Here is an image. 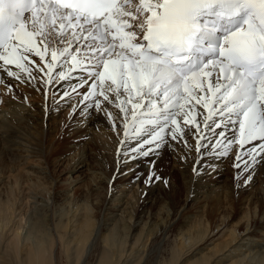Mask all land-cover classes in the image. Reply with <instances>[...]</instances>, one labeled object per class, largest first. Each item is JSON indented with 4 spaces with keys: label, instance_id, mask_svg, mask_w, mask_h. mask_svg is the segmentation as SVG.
<instances>
[{
    "label": "snow or ice",
    "instance_id": "6c2138e0",
    "mask_svg": "<svg viewBox=\"0 0 264 264\" xmlns=\"http://www.w3.org/2000/svg\"><path fill=\"white\" fill-rule=\"evenodd\" d=\"M32 55L50 56L45 83L56 68L59 80L85 73L80 86L91 83L84 99L103 98L89 107L111 119L101 105L115 103L125 114V142L135 139L139 147H129L142 156L153 144L228 156L234 145L260 141L236 160L260 156L264 163V0H0L4 71L19 79L8 67L14 65L31 76L25 62L34 63ZM200 115L215 143L201 134ZM158 179L150 170L144 183Z\"/></svg>",
    "mask_w": 264,
    "mask_h": 264
},
{
    "label": "bare ground",
    "instance_id": "6f19581e",
    "mask_svg": "<svg viewBox=\"0 0 264 264\" xmlns=\"http://www.w3.org/2000/svg\"><path fill=\"white\" fill-rule=\"evenodd\" d=\"M49 59L50 56H46L45 61H41L39 57L32 55L31 61L34 63L25 62L31 76L14 65H9L12 71L19 73V79L9 77L4 71L3 61H0V180L5 176L10 178L8 185L0 190V264H181L183 253L186 252V256H189L193 254V250L197 255L190 257L184 264H264V241L257 243L259 239L256 237L264 226V213L254 212L250 216L245 211L240 217V222L243 221L241 226H229L232 216L220 215L226 198L220 180L225 174L219 171L215 177H207L210 168H221L219 165L223 162V157L217 154L219 149L210 150L207 155L201 156L204 149L197 152L187 149L183 144L178 151L164 144L159 148L143 147L141 151H154L148 156L136 152L125 158L134 165V170L128 173L130 176L123 184L128 187L134 184L138 189L123 203L122 210L101 214L109 187L114 182L113 174L110 176L88 167V148L96 146L92 136L105 131L104 134L109 139L106 147L113 149L114 171L117 168L116 160L120 163L123 156L133 150L129 145H139L135 139L125 142V114L115 103L104 102L101 105L102 108L106 105L111 112L112 119H109L104 112L89 107L94 106L96 99L102 100V97H90L86 100L84 96L87 92L81 90L80 83L66 86L76 81L82 73L80 70H74L67 79L59 80L56 74L62 69L56 68L53 70L51 83H45L48 80V70L44 65ZM35 66L37 69H34ZM67 67L65 65L63 70H67ZM73 88L76 90L73 91ZM53 93L59 94L57 104L54 105L52 101L45 105L35 103L46 96L55 95ZM65 94L67 97L73 94L77 98L76 102L69 104V99L62 98ZM109 95L115 101L114 95ZM66 105L70 106L68 114L58 120L60 109H64ZM80 109L84 110L83 116L78 114ZM197 110L204 112L200 106H197ZM81 118L87 123L86 131L91 134L84 135L83 132L79 137L76 133L73 140L65 139L64 134L75 131L74 122ZM197 120L201 122V134L215 143L217 138L203 129V116H197ZM192 131L195 133L196 129L193 127ZM46 136H51L52 139L54 137L55 147L45 155L42 139ZM170 139V136H165V141ZM189 140L195 145L197 137L192 136ZM201 143L207 144L208 140ZM58 149L67 152L64 160L67 175L87 173L88 182L94 187L91 191L104 189L103 198L96 203L98 205L101 202L100 209L87 203L86 197L92 194L90 192L83 202L75 199L74 194L62 193L57 189L52 195L49 194L48 199L40 187L37 193L34 191L31 195L23 192L24 174L20 173V168L30 163L29 160L40 158L43 161L44 175L49 177L50 164L55 163ZM117 151L118 157H115ZM177 152L188 159H179ZM170 157L174 158V163L179 164V173L183 178L188 171L185 169L187 161L192 162L195 170L192 178L189 177L186 202L179 210L172 206L168 194L162 193L164 188L159 182L146 188L142 185L143 179L140 176L146 174L150 166L157 169ZM136 172L138 175H135ZM66 179L68 183L64 186H69V189L77 182L70 176ZM51 182L55 184L52 187L55 190L58 182L53 178ZM262 182L264 171L262 167H257L253 179L247 184L246 191L250 192L248 200L253 199L251 191ZM29 187L34 190L35 184ZM44 187L45 185L43 189ZM191 200L201 204V211L193 220L186 216L187 211L184 212L185 205ZM215 215L219 217L213 223L210 217ZM224 234H227V238L223 242L204 251L207 244L220 239ZM262 234L264 239V231ZM203 244L204 248L199 249ZM155 253L160 256H154Z\"/></svg>",
    "mask_w": 264,
    "mask_h": 264
},
{
    "label": "rangeland",
    "instance_id": "374dc122",
    "mask_svg": "<svg viewBox=\"0 0 264 264\" xmlns=\"http://www.w3.org/2000/svg\"><path fill=\"white\" fill-rule=\"evenodd\" d=\"M34 69H37V67L35 66ZM23 73H25V72H23ZM84 76H85V73H83V72L80 73V76H79L80 78L78 77L76 79V81L70 82L66 86H70V85L72 86L73 84H79V83L81 84ZM27 78H29V77H27ZM90 83H91V81H89L88 83H85L84 86L81 88V90L82 91L85 90V92H86V90H89L90 89V87H89ZM53 94H55V93H53ZM58 95L59 94L57 93V94L51 95L49 97L46 96L45 98L40 99V101L39 100L35 101V103H43V105H45L47 102L52 101L55 105V104H57V101H59V100H57L59 98ZM72 95L73 94H71L67 97V94H65L62 98L69 99V104H72V103H75L76 99H77ZM69 107H70L69 105H66L64 109L63 108L60 109L58 120H62L68 114ZM68 118H69V116H68ZM83 120H84L83 118H81L80 120H77V119L75 120V122H74L75 131L66 132L64 134L65 139L73 140L74 135L78 134V136L81 137L82 136L81 134H83V132H84V135H87L90 133L89 131H86L87 123ZM117 120L118 119H116V121ZM117 123H119V122L117 121ZM118 130L119 129H117V131ZM117 131L115 132V138L116 137L118 138V136H116L118 134ZM104 133H105V131H103L102 134H98V133H97V135L92 134L93 135L92 136L93 142L96 144V146L92 145L93 148H91V147L88 148L89 149L88 152L90 154H89V158L87 160L88 167L90 169H92L94 171H98V172L99 171L106 172L110 176H112V174H113V177H112L113 180L112 181L114 183L111 187H109V191L107 192V197H106V200H105L104 205L102 207L101 214L111 213L112 211L118 212V211L122 210L124 208L123 203L126 200H128L129 196L132 194V192L135 189H138V187H136L134 184L129 186V187L127 185L123 184L124 180L130 176L128 173L130 171L134 170V165H132L130 162L126 161L125 158H127V156L129 157L130 155L132 156L136 152L138 153V151L131 150V151H129L130 153L127 152L126 155L123 156L125 160L123 159L122 161H120V163H119V160H116V167L117 168L114 171L113 149L110 147H106L108 145V144H106V141L108 142L109 139L106 136V134H104ZM100 136H101V138H100ZM42 142H43L42 143L43 149L45 150V155L48 154V152L52 149V147H55L53 145L54 137H53V139L51 136H46L45 138L43 137ZM259 143H260V141H255L252 144L245 145L243 148H240L239 145H237V148H236V145H234L232 150L229 152L228 156H222L223 162L219 165V166H221V168H219V169L217 167L216 168H210L207 171V177H209V178L215 177L219 171H222V174H225V176L220 180V182L223 183L220 185H223L224 193L226 195V198L223 200V203H222V210L220 212V215L225 214V215L232 216V221L230 222L229 226H233V225L241 226L243 221L240 222V217L243 216V213H245V211L249 212L250 216L253 215L254 212L256 214L264 213V182L259 183L258 185H256L254 187L255 189H253L251 191V192H253L252 193L253 199L248 200L250 192L246 191L247 190V184L253 178L247 182H245V179H244L248 175V171H250L252 168H254L256 170L257 167H262L263 171H264V163L260 162L261 157L257 156L256 160L253 161L248 155H243L241 160H236L237 155H239L243 152H247L255 144H259ZM148 146H155V145L154 144L153 145H144L143 147L147 148ZM90 149H92V151H90ZM187 149H189V148H187ZM56 154H57L56 155L57 159H56L55 163L51 162L52 164H50L49 171H51V174L48 172V169H46L47 173H49V177L48 176L46 177L44 175V171H43L44 167H42L43 161L40 158L31 159V160H29L30 163L24 165L25 167L20 168L21 169L20 173L22 175L24 174L23 178L25 181V182L23 181V189H24L23 192H25L27 195L28 194L31 195L34 193V191H35V193H37V191H39L41 188V190H43L42 193L45 194V198L48 199L49 194L52 195V193L59 190L62 193L68 192L70 194H74L75 199L77 198V200H80L81 202L84 201V197H86V195L90 192L92 194H88V196L86 197V199L88 200L87 203H89V204L92 203V206H94V208L100 209L101 202L98 205L96 203L99 202L98 200H100V198H103L104 189L101 188V189H97L95 191H91V190H94V187H91L90 183L88 182L89 176L87 175V173H83V174L72 173L70 175H67V165L64 162V160L67 158V152H65L64 149H61V150L58 149ZM115 154H116L115 157H118V151ZM177 156H181V154H178V152H177ZM190 157H191V155H190ZM102 159H103V161H102ZM244 161H247L248 168H247V170L242 171V169H245ZM174 162H175L174 158L170 157V159H167L163 164H160V166L157 167V169L156 168L152 169V166H150V168L146 174H142V175L139 174V175L143 179L142 185L146 188L150 187L153 183L159 182L164 188L162 193L168 194V196L171 199L172 206L174 205L173 207H176V209L179 210L181 208V206L183 205V203L186 202L185 198L188 195V190H189V186H188L189 177L191 176V178H192V175L194 174L195 170H193L192 162L187 161L186 162L187 167H185V169L188 171H186L187 174L185 173V177L183 178L181 176V174L179 173V166H178L179 164L174 163ZM97 163H98V165H97ZM234 164H239L240 167L236 168V167H234ZM150 170H151V172L155 173L156 175L162 177L163 180H166L168 183L165 184L163 182V180H159V179L155 180V182H149L147 184L144 183V181L149 178ZM254 172H253V175H254ZM135 175H138V172H136ZM50 176H52V177H50ZM67 176H70L71 179H74L77 181L76 184H74V186L71 187L70 189H69V186H64L66 183H68V179H66ZM51 178L55 179L58 182V184L56 185L57 188L55 187V190H53L55 184H52ZM0 181H2V183L0 184V190H1V189H4L7 182H10V178L5 176ZM28 183H29V185H28ZM32 184H35L34 190H31V187H29V186H32ZM38 184H39V186H36ZM43 185H45L44 189H43ZM45 189H46V191H45ZM47 189H48V191H47ZM44 194H42V195H44ZM29 199L28 200L30 202L29 201L28 202L31 203V197H29ZM48 201H50V200H48ZM171 204H169V205L171 206ZM200 207H201V204L199 203V201L191 200V201H188L187 205H185L184 212L187 211L186 216L191 217L193 220L196 218L198 213L201 211ZM218 217H219L218 215L211 216L210 220L213 223H215L218 221ZM176 223H179V222H176ZM263 231H264V226L262 229H260L259 235L257 233L256 237H257V239H259L257 243H262V241H264L263 234H262ZM258 236H259V238H258ZM226 238H227V234H224L220 239L213 241L210 244L206 243L207 248L204 251L206 252V251H208L207 249L214 248L216 245L223 242ZM204 245L205 244H203L202 246H199L198 248L202 249V248H204ZM186 255H187L186 252L183 253V257L180 260L181 264H182V262H183V264H184V262L186 263V260H188L190 257L195 256L197 254L195 253V250H193V254H189V256H186ZM154 256H160V255L155 253Z\"/></svg>",
    "mask_w": 264,
    "mask_h": 264
}]
</instances>
